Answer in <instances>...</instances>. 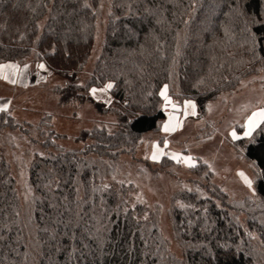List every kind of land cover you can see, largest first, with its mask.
I'll list each match as a JSON object with an SVG mask.
<instances>
[{"label": "trees", "instance_id": "obj_1", "mask_svg": "<svg viewBox=\"0 0 264 264\" xmlns=\"http://www.w3.org/2000/svg\"><path fill=\"white\" fill-rule=\"evenodd\" d=\"M233 2L0 0V64L41 62L64 78L54 86L59 104L90 103L116 116L114 126L82 130L76 141L83 148L66 149L56 143L64 136L51 113L33 125L17 122L10 109L0 112V131L19 129L48 150L31 166L34 195L26 205L0 150V264H264V124L240 142L256 167V196L233 199L207 163L192 168L199 178L170 208L182 257L171 251L158 210L134 203L131 184L106 180L142 136L160 129L164 84L205 112L209 101L264 72V25L253 29L252 50ZM240 3L249 15H264V0ZM105 8L102 48L82 81ZM109 81L106 105L90 89Z\"/></svg>", "mask_w": 264, "mask_h": 264}, {"label": "rangeland", "instance_id": "obj_2", "mask_svg": "<svg viewBox=\"0 0 264 264\" xmlns=\"http://www.w3.org/2000/svg\"><path fill=\"white\" fill-rule=\"evenodd\" d=\"M106 12L105 8L104 15L99 20L93 53L81 74L82 81L86 76L92 75L95 61L101 51ZM35 63L36 61H32L27 67L20 65L18 70L6 69L5 74L10 77L9 80L0 76V104L10 101L8 109L17 122L36 125L45 113H51L54 129L64 136L57 139L56 143L66 149L85 146L84 141H76L82 130L90 129L96 124L114 126L115 115L102 114L90 103L59 104V96L54 86L64 83V78L53 73L47 65L41 69L37 67L41 62ZM12 79L17 82L12 83ZM168 95L181 109L176 110L171 106L167 110L164 109L167 117L160 129L142 136L136 153L123 154L118 164L119 172L106 180L108 183L131 184L134 203H142L158 210L160 228L169 241L171 251L177 257H182V248L173 233L170 208L173 203H180L178 194L185 188H193V182L199 176L192 171L193 167L182 161L177 163L171 155H161L158 160L153 161L151 155L155 150L154 145H158L164 153H180L181 156L193 157L195 166L199 159L207 161L208 167L214 173V183L233 199L256 196V167L254 162L246 157L240 142L249 138L243 136L247 117L252 112L264 108V72L244 78L233 93L224 92L209 101L205 112L199 110L193 98L180 100L170 95L169 91ZM93 97L106 105L111 104L113 100L110 89ZM109 99L111 103L107 102ZM189 99L196 103L195 115L191 114V110L185 115L184 101ZM169 113L175 117L173 123L179 121V126L175 131L164 132L163 124L169 119ZM233 130L237 131L239 139H233ZM165 140L168 141L167 146L164 145ZM0 150L10 164L17 193L26 205L34 195L30 183L31 166L37 154H45L48 150L19 129L10 128L0 131ZM240 172H244L253 181L251 188L239 175ZM206 191L205 189V193Z\"/></svg>", "mask_w": 264, "mask_h": 264}, {"label": "snow or ice", "instance_id": "obj_3", "mask_svg": "<svg viewBox=\"0 0 264 264\" xmlns=\"http://www.w3.org/2000/svg\"><path fill=\"white\" fill-rule=\"evenodd\" d=\"M86 7H90V5H85ZM102 6V5H101ZM146 11H150V9H146ZM232 13H235L237 19L241 20L243 23V33H244V39L246 43H250L252 50L255 49L256 44L258 43V36L257 33L253 30L255 26L258 25H264V15H249L243 10L242 4L240 3V0H234L233 6L231 9ZM37 40H39V37H37ZM27 67V65H25ZM37 67L44 69L46 66L43 63H40L37 65ZM6 69H13L18 70V65L13 63H4L0 64V76H3V79L9 80L10 77L5 74ZM12 83H16L17 81L15 79L11 80ZM113 82L109 81L104 87L102 88H91L90 92L93 96H96L97 93H106L109 89L113 87ZM168 84H164L159 92V96L163 98V104L161 107H163L165 110L168 109L169 106H171L173 109H176L178 105H176L171 97L168 95ZM108 103H111V100L109 99L107 101ZM10 101L8 103L0 104V112L6 111L9 107ZM185 115L188 114V111L191 110V114H196V103L193 100H185ZM175 117L172 113H169V119L164 122L162 130L164 132H172L175 131L176 127L179 126V121H176V123H173V120ZM264 124V108H260L257 111L252 112L251 115L247 117V121L244 125V131L243 136L244 137H252L253 133L261 127V125ZM233 139H239L237 131L233 130L231 133ZM168 141H164V145L167 146ZM155 150L153 151L151 155V159L153 161H156L160 158L161 155H171L172 159L177 161V163H180L181 161L187 164L189 167H194L196 161L191 156H181L180 153H164L163 149H161L158 145H154ZM43 156L44 154L41 153ZM207 163V161H205ZM239 175L244 178L245 183L251 188L253 186V181L249 179L244 172H240ZM106 187V186H105ZM183 206V205H181ZM19 215V213H17ZM45 231H48V229H45ZM55 237L53 236V239ZM0 239H4L3 236H0ZM73 239H75L73 237ZM73 251H75V248H73Z\"/></svg>", "mask_w": 264, "mask_h": 264}, {"label": "water", "instance_id": "obj_4", "mask_svg": "<svg viewBox=\"0 0 264 264\" xmlns=\"http://www.w3.org/2000/svg\"><path fill=\"white\" fill-rule=\"evenodd\" d=\"M179 109H181V106L180 105H178V107L176 108V110H179Z\"/></svg>", "mask_w": 264, "mask_h": 264}]
</instances>
